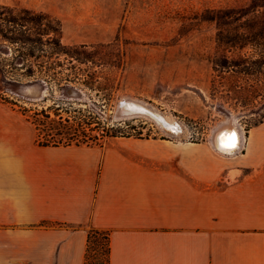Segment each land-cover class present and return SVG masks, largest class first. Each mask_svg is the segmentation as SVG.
<instances>
[{
    "label": "crops",
    "instance_id": "0c3cea01",
    "mask_svg": "<svg viewBox=\"0 0 264 264\" xmlns=\"http://www.w3.org/2000/svg\"><path fill=\"white\" fill-rule=\"evenodd\" d=\"M28 122L0 114V264H84L91 228L110 264H264V129L223 160L133 136L41 147Z\"/></svg>",
    "mask_w": 264,
    "mask_h": 264
},
{
    "label": "rangeland",
    "instance_id": "374dc122",
    "mask_svg": "<svg viewBox=\"0 0 264 264\" xmlns=\"http://www.w3.org/2000/svg\"><path fill=\"white\" fill-rule=\"evenodd\" d=\"M0 5L58 20L60 43L79 53L81 62L73 63L84 70L77 82H43V97L35 100L21 93L32 91L23 87L29 81L3 84L0 114L31 122L41 109L57 119V108L70 120L78 111L90 112L112 127L109 134H117L104 136L100 145L114 143L119 132L142 139L138 142L152 145L153 152L178 144L148 118H113L119 97L129 95L187 128L179 144L185 156L198 147L223 160L230 159L212 148L209 136L226 112L238 116L247 137L264 129V63L259 62L264 61V0H0ZM60 59L65 64L57 69L65 71L68 63L65 56ZM245 67L253 74H245ZM93 134L100 137L99 131Z\"/></svg>",
    "mask_w": 264,
    "mask_h": 264
},
{
    "label": "trees",
    "instance_id": "16d2710c",
    "mask_svg": "<svg viewBox=\"0 0 264 264\" xmlns=\"http://www.w3.org/2000/svg\"><path fill=\"white\" fill-rule=\"evenodd\" d=\"M59 33L60 22L45 13L0 5V87L3 84H19L23 81L44 82L47 85L52 82L59 85L62 81L80 80L84 70L73 61L81 62L82 58L78 56V52H71L60 43ZM61 56H65L68 63L66 72L57 69L65 64L60 59ZM254 62L258 61L251 64ZM249 67L242 70L247 75L253 74ZM92 75L85 74L88 79H92ZM253 91L258 90L248 89V92ZM1 99L14 104L5 97ZM57 111L55 108L57 119L50 117L48 109L36 110L31 116L36 142L41 147H65L72 143L100 145L104 136H117L113 132L109 134L112 127L101 125L90 112L86 114L78 111L70 120L68 117L63 118ZM93 131H99L100 137L93 134ZM119 135L131 136L123 132H119ZM84 258V264H110L108 232L95 228L88 231Z\"/></svg>",
    "mask_w": 264,
    "mask_h": 264
},
{
    "label": "bare ground",
    "instance_id": "6f19581e",
    "mask_svg": "<svg viewBox=\"0 0 264 264\" xmlns=\"http://www.w3.org/2000/svg\"><path fill=\"white\" fill-rule=\"evenodd\" d=\"M67 87H69V91H78V94H80L78 89ZM31 88L30 94L34 93L36 95V92H39L35 86ZM113 116L118 120L134 117L148 118L161 129L165 127L173 131V134L168 135L174 137L175 142L178 144H183L184 139L188 136L187 128L173 120L171 115L162 114L153 104L129 95L119 97ZM209 138L212 148L226 158H235L247 145V136L239 122V118L231 112H226L225 116L218 121L211 130Z\"/></svg>",
    "mask_w": 264,
    "mask_h": 264
},
{
    "label": "water",
    "instance_id": "95a60500",
    "mask_svg": "<svg viewBox=\"0 0 264 264\" xmlns=\"http://www.w3.org/2000/svg\"><path fill=\"white\" fill-rule=\"evenodd\" d=\"M24 86L23 87H27L28 85H30V87L32 86H35L37 88V91L39 92H36V95L39 94L40 96H36L34 93L30 94V92L27 90L25 92H22L23 93V96L26 97V98H29V99H40L43 97V87H44V84L43 83H39V82H32V81H29L25 84H23ZM32 85V86H31ZM114 118V116H113ZM124 119H127V118H124ZM176 127V126H175ZM164 130V132H166L167 134H173V131H171L169 128H165L163 127L162 128Z\"/></svg>",
    "mask_w": 264,
    "mask_h": 264
}]
</instances>
